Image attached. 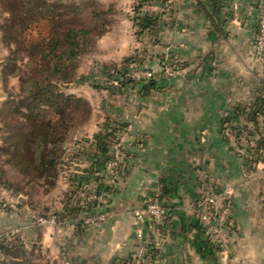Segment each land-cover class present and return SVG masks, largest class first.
Returning <instances> with one entry per match:
<instances>
[{
    "label": "crops",
    "instance_id": "obj_1",
    "mask_svg": "<svg viewBox=\"0 0 264 264\" xmlns=\"http://www.w3.org/2000/svg\"><path fill=\"white\" fill-rule=\"evenodd\" d=\"M219 1L220 15L214 21L198 0H168L163 6L156 31H162V51L150 58L154 70L175 67L176 73L163 75L146 92L130 88L136 96L131 107L125 105L119 117L109 119L128 124L113 170L95 172L84 156L85 146L75 150L87 164L76 173L81 190L97 194L103 185L97 195L105 200L100 212L107 218L89 224L88 213L57 227L50 244L58 264H115L128 259L143 241L160 251L159 264H252L244 255L264 252L259 243L254 248L245 244L247 238L264 235V149L261 160L251 165L224 134L227 126H253L250 115L264 94V62L254 53L261 0ZM101 128L93 120L82 133L89 146ZM204 177L233 191L238 237L227 255L209 249L197 227L195 204ZM76 191L72 194L79 197ZM162 191L170 214L167 228L160 230L150 218L139 221L135 212ZM241 255L243 262L235 263Z\"/></svg>",
    "mask_w": 264,
    "mask_h": 264
},
{
    "label": "rangeland",
    "instance_id": "obj_2",
    "mask_svg": "<svg viewBox=\"0 0 264 264\" xmlns=\"http://www.w3.org/2000/svg\"><path fill=\"white\" fill-rule=\"evenodd\" d=\"M36 3H45L47 6H69L68 8L71 9H74L77 4L86 6L88 12L93 10L98 12L94 25L95 30L87 38L86 51L75 62L77 78L69 84L56 81L60 91L85 101L87 111H80L77 118L79 126L65 135L57 176L49 178V182L46 179L29 182L24 174H18V167L14 168L7 161V150L13 151L14 148L9 144V132L3 127L4 118L9 115V109L4 107L5 102L10 94L15 96L21 94L25 87L23 80L34 73L35 67L43 65V62L39 60L42 57L41 53L37 54L38 59L36 60L30 54L36 53V43L45 44V40L50 37L54 23L48 15H41L39 11L30 9L22 14V20L16 25L17 29L10 30L11 23L7 19L11 13L3 11L0 14V247L21 244L27 249L28 256L35 262L58 264L54 260L52 253L54 247L51 246L50 241L52 235L56 233L57 227L63 229L68 226L66 222L61 223L58 220L59 216H55L65 215L68 205L74 206L75 200L79 198L72 194L76 191L74 186L79 185L80 181L76 173L80 172L82 167L85 169L87 164L80 162L75 150L80 149L81 146L86 148L90 145L88 140L82 138L81 135L93 120L98 121L103 128L107 119L119 117L117 116L118 112L123 110L125 105L131 107V102L136 97L135 92L131 93L130 88L129 90L125 88L123 91L120 90L122 85L114 78L108 77L109 73L105 67L117 66L121 69L127 58L136 56L140 62L144 60V57H148L141 66L140 64L136 65L137 68L131 71L129 77L141 81L147 79L144 74L148 71H152L155 75L158 71L152 68L153 60L150 55H154L156 51V53L162 51L158 45L162 40V31L153 35L147 32L140 34L135 22L138 15L136 7L140 5L139 0H36ZM14 4H16L15 0ZM162 9L163 6L154 3L143 5L141 11L162 13ZM86 14L85 10L84 16ZM57 19L58 22L62 19L68 23L72 21L75 25L89 27V20L86 19L64 15ZM16 41H21L27 47L19 46ZM8 59L13 60L9 62ZM109 113L110 116H108ZM235 150L239 155H245L238 152L236 147ZM246 157H248L249 163L254 159L251 155ZM77 191L79 192L81 189L78 188ZM53 217L56 218L54 225L40 223L41 220H51ZM74 217L76 216H72L74 220H77ZM262 224L264 225V222ZM235 227L237 224L233 218L229 234L230 244L223 251L226 255L233 244L234 237H238ZM61 235L63 236V234ZM256 243L260 244L258 250H262L264 235L247 238L245 241V244H250L252 248ZM19 245L17 250L20 248ZM208 248L217 253L222 252L221 249L212 245H208ZM261 253L258 254L254 250L253 254L248 253L249 255L245 254L244 256L250 259L252 264H264V252ZM10 260L11 257L0 249V264H9ZM238 262H243L242 255L236 259L235 263Z\"/></svg>",
    "mask_w": 264,
    "mask_h": 264
},
{
    "label": "trees",
    "instance_id": "obj_3",
    "mask_svg": "<svg viewBox=\"0 0 264 264\" xmlns=\"http://www.w3.org/2000/svg\"><path fill=\"white\" fill-rule=\"evenodd\" d=\"M0 0L3 11L11 13L9 15L10 30L17 29L16 25L22 20V14L26 10L35 9L41 15H48L54 23L50 33V37L45 40V44L36 43V53H31L30 56L34 60L38 59L37 54L41 53V62L43 65L35 67L34 73L27 77L24 82V88L19 95H11L5 102L4 107L9 109V115L4 118L3 129L8 131L10 137L9 144L14 148L13 151L7 150V161L12 166L18 167V174H24L27 181L46 179L57 176V167L59 158L62 154L65 135L72 129L79 126L77 122L78 114L82 110H86V103L82 99H77L72 95H66L58 89L56 81L73 82L76 77L75 62L82 53L86 51L88 46L87 38L95 30V20L98 17V12L87 10L86 6L75 5L74 9L69 6H54L45 5V3H36V0ZM140 5L136 7L137 16L135 18L136 25L139 28L140 34H154L161 24L163 15L160 13L142 12L141 8L145 4H158L164 6L168 0H139ZM211 4L206 1L198 0L199 8L206 15L209 21H214V17L220 15V1L211 0ZM17 7V8H16ZM211 8V11L210 9ZM89 9V8H88ZM85 10L87 14L84 16ZM76 17L89 20V27L85 25H75L70 21L59 20V16ZM16 40V39H15ZM19 46L23 45L21 41H16ZM38 44V45H37ZM31 48V47H30ZM30 51V50H28ZM147 59L138 61L136 56L125 59V63L121 69L116 67H105L108 77L114 78L121 84L120 90L128 88L142 87V91L146 92L155 87L158 80H163L164 71H160L153 78L137 81L129 77V74L134 70L137 64L140 66ZM13 59H8L12 61ZM135 66V67H134ZM129 86V87H128ZM47 108V109H46ZM87 111V110H86ZM264 114V94L260 97L255 106L254 111L250 115V121L253 123V128L248 126L238 127L231 125V128L236 134L243 132L250 133L251 136L258 133L261 129V117ZM87 116H89L87 114ZM128 124L109 119L104 123L102 131L97 134L91 146L87 149L84 156L91 160L92 169L95 172L106 170L109 164L114 160L113 145L120 139L122 133L127 129ZM264 149V138L260 139L258 148L251 149L248 147L250 155L254 159L250 160V164L260 161L261 151ZM83 184L78 188H83ZM103 185L97 189V194H101ZM166 191H162L155 195L159 203L168 211L169 208L164 200ZM76 199V198H75ZM65 215L58 214V220L61 223L68 222L72 216H83L86 214H95L100 212L103 204L98 201H83L78 198L75 200L74 206L68 205ZM71 206V207H70ZM170 214V212H169ZM74 217V218H76ZM169 219V216H168ZM199 232L206 235L204 229L197 220ZM82 222L77 226L81 227ZM208 245H211L206 239ZM19 245V244H18ZM17 244L14 246H1L0 249L7 256L11 257L9 264H41L35 262L28 256L27 249L23 245ZM160 257V251L154 245H148L146 248L145 259L156 262ZM134 254L126 260H115V264H133Z\"/></svg>",
    "mask_w": 264,
    "mask_h": 264
},
{
    "label": "built area",
    "instance_id": "obj_4",
    "mask_svg": "<svg viewBox=\"0 0 264 264\" xmlns=\"http://www.w3.org/2000/svg\"><path fill=\"white\" fill-rule=\"evenodd\" d=\"M254 51L256 58L264 62V0H261L259 5V17L254 32ZM175 73V67H167L165 70V74L169 77L174 76ZM144 75L147 79L154 77L152 71H148ZM262 122L264 123V114L261 117V123ZM250 128H253V126ZM224 134L227 140L237 148L238 152L248 156L250 155L248 147L251 149L258 148L260 139L264 138V125L261 124V129L258 133L255 132L254 136H251L250 133L247 132L236 134L231 126L225 129ZM123 142L124 137L122 136L113 145L114 160L109 164V170H113L118 165L121 159ZM201 181L199 196L195 204V216L204 229L206 239L209 240L213 247L224 251L230 244L229 234L233 221V191L229 188L220 189L211 178L204 177L201 178ZM78 195L83 201L90 199L98 201L99 203L105 202L102 196H98L94 192L89 194L87 191L81 190L78 192ZM135 214L139 221H143L147 217L150 218L160 230L167 228L169 211L159 203L155 196L148 198L144 209L136 211ZM106 218V213L98 211L88 217L86 223L97 224L105 221ZM55 219V217L51 220L44 219L41 220L40 223L42 225H54L56 224ZM139 237L142 238V235L139 234ZM148 245L146 241H143L138 246L134 253L133 264H159L158 260L156 262H151L145 259Z\"/></svg>",
    "mask_w": 264,
    "mask_h": 264
}]
</instances>
